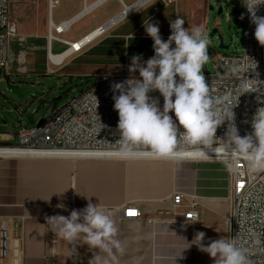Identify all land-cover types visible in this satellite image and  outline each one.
<instances>
[{"label":"crops","instance_id":"obj_1","mask_svg":"<svg viewBox=\"0 0 264 264\" xmlns=\"http://www.w3.org/2000/svg\"><path fill=\"white\" fill-rule=\"evenodd\" d=\"M99 1L11 0L10 16L20 35L31 43H39L49 32L51 55H54L53 48L62 51L67 46L54 45L53 41L61 40L51 38L50 33L57 37L53 33L55 31L69 40L66 43L69 48L55 54L59 56L69 52L60 63H54L49 57L54 65L64 64V71L73 60L67 59L75 53H91L97 44L107 47L113 38L121 37L122 33L135 40L137 37L133 34L145 31L142 26L128 28L129 24L122 25L121 22L152 0L134 8L127 17L111 27L106 32L113 29L111 36L100 39L104 33L76 51L73 45L98 29L108 19V14L111 15L119 7L117 0H104L96 5ZM138 1L120 0L123 9L117 15L125 6H132ZM105 4L107 8L98 11ZM67 22L71 24L66 29L56 32L55 28ZM81 56L84 55L75 58ZM124 56L128 57L127 54ZM17 60L23 68L21 70L27 73L29 63L24 51ZM125 65L127 68L130 64L122 63L120 66L123 68ZM228 191L226 164L209 158L180 161L47 155L0 158V221L8 222L13 238L12 259L8 264H51L52 232L45 217L57 214L69 216L72 209H83L89 200L100 204L116 221L118 238L125 246V254L118 255L114 264H206L208 254L199 251L196 246L184 250L183 259L179 256L197 231L206 233L205 244L213 237L227 238ZM176 192L198 197L200 222L193 225L176 220L174 211L181 216L187 211V207L174 209L172 196ZM58 204H64L67 211L58 208ZM128 210H137L140 215L128 216ZM56 247L57 264H88L93 255L87 245L77 248L78 255L69 252L64 241L58 240Z\"/></svg>","mask_w":264,"mask_h":264},{"label":"clouds","instance_id":"obj_2","mask_svg":"<svg viewBox=\"0 0 264 264\" xmlns=\"http://www.w3.org/2000/svg\"><path fill=\"white\" fill-rule=\"evenodd\" d=\"M241 5L255 26L254 38L264 47V16L257 15L264 0H241ZM240 19H244L243 14ZM184 25L185 19L177 14L175 20H170L171 34L164 40L157 23L144 21L154 55L146 61L141 55H133L128 67L130 77L111 85L114 110L119 117L116 150L128 156L140 153L159 160L178 158L187 149L203 150L216 144L234 158L226 165L230 172L239 170L241 157L250 170L264 172V106L252 116V131L240 136L234 106H223V101L211 94L203 71L211 44L207 31L199 26L189 30ZM152 92L163 97L162 108L159 98L150 95ZM226 121L225 138L220 139L216 132ZM218 139L224 143L217 144ZM57 207L67 211L64 204ZM187 218L193 224L200 222L195 213ZM45 219L55 235L53 251L58 240L66 242L69 252L75 255L79 246L87 245L93 253L88 264H114L118 255L125 254L116 221L100 204L89 200L86 207L72 209L69 216L57 214ZM205 236V232L197 231L190 243L184 239L188 247L182 249L179 257L183 259L182 252L196 246L209 255L213 264H250L246 250L235 238L209 239L205 244Z\"/></svg>","mask_w":264,"mask_h":264},{"label":"built area","instance_id":"obj_3","mask_svg":"<svg viewBox=\"0 0 264 264\" xmlns=\"http://www.w3.org/2000/svg\"><path fill=\"white\" fill-rule=\"evenodd\" d=\"M10 12L11 0H0V75L8 73L9 44L16 28V24L11 21ZM243 15L241 52L218 55L213 72L209 71L206 76L211 94L222 100L223 106L229 104L234 106L235 125L242 137L252 131V116L258 107L264 106L258 102V100L264 101V47L254 38L255 26L250 22L245 7H243ZM257 15L264 16V5L260 6ZM61 42L67 43L62 40ZM49 47L48 58L52 54L51 43ZM129 77L130 74L100 76L95 85L81 91L77 97L72 98L62 107L52 108L50 117L45 119L42 126L25 128L22 123L16 133V145L0 143L1 150L10 152L0 155V158L18 157L24 152H49L65 155L84 153L90 154L87 156L90 158L129 159L120 158L124 157L125 153L118 152L117 146L114 145L120 138L117 131L119 117L114 110L111 90L113 82H121ZM150 95L159 98L162 108L163 97L159 92H152ZM171 115L175 119L174 114ZM17 117L22 120L23 113L17 112ZM227 127L226 121L218 127L216 137L224 139ZM6 138L9 140L10 136L6 134ZM223 143V140H217V144ZM216 146L213 144L203 150L187 149L184 152L210 151L207 158L221 161L226 165L234 159L224 148ZM238 169L236 172L227 169L229 183L227 238H235L237 244L246 250L250 264H264V172L250 170L242 157L238 160ZM172 204L175 210L187 207V211L182 216L174 211L173 216L176 220L189 222L187 217L191 213H195L200 220L198 197L176 192L172 196ZM129 211H127L128 216H130ZM132 212L135 216L140 215L137 210ZM12 239L8 222L1 220L0 264H8L12 259ZM54 239L55 235L52 233V241ZM52 246L53 244L50 249V263L57 264V247L55 246L53 251Z\"/></svg>","mask_w":264,"mask_h":264},{"label":"rangeland","instance_id":"obj_4","mask_svg":"<svg viewBox=\"0 0 264 264\" xmlns=\"http://www.w3.org/2000/svg\"><path fill=\"white\" fill-rule=\"evenodd\" d=\"M117 2L119 5L117 10L112 12L113 14L111 13V15L108 14V19L101 25L113 19L123 9L120 0H117ZM105 5L99 8L100 10L98 11L107 8V4ZM211 7L214 10H211ZM220 10L221 12L219 13ZM177 14L185 19L184 27L189 28V30L199 26L207 31L211 44L208 48L209 61L206 67L210 72L214 70V62L218 55H232L241 52L244 30V19H240L241 14H243L241 0H152L142 9L122 21L121 24H129L128 28L131 26H142L144 28V21L150 19V22L159 25L161 37L168 38L171 34L170 20H175ZM229 14L232 17L231 20L229 19ZM11 21L14 23L12 19ZM213 29L218 30V35L212 34ZM112 30L100 39L108 35L111 36ZM123 32H126V30ZM53 33L60 40L69 41L62 34L58 35L55 31ZM133 35L137 37L135 40H132L130 37L128 38L126 34L122 33L120 34L121 37L113 38V42L107 45V47L97 44L95 46L96 49L91 53L81 51L71 55L67 60L73 59L72 63L63 71L64 64L56 66L48 58L49 32L46 38L34 44L20 35L16 25L15 33L12 35L9 44L10 65L7 70L8 73L0 75V112L4 109L10 111V103L15 102L18 111L23 112V119L14 120L7 116L2 117L3 123H0V143L7 142L16 145V133L20 130L22 123L26 125V115L33 113L39 105L38 101L33 102L29 98L19 99L14 96L8 90L7 82L29 91L43 92L44 103L36 113L35 121L39 122L41 119H48L52 108L62 107L72 98L77 97L81 91L95 85L100 76L130 74L128 66L126 68L125 65L122 68L120 65L122 63L129 65L133 55H141L142 61H146L152 57L150 55H154L153 42H150L152 39L147 35L146 31L141 30ZM219 36L223 38L225 45H230L228 50L219 48ZM57 43L67 47L62 51H56L53 48L54 54H61L69 48V45L64 42L53 41L54 45ZM119 43H123L124 45L121 46ZM23 51L29 63L27 73L21 70L23 68H21L17 60ZM125 54L128 55L127 58L124 56ZM80 55L84 56L75 58ZM45 73H51L50 76L52 77H43L42 75ZM135 75L138 76L139 74L136 73ZM53 76L59 80L58 85L52 90L45 89L43 84L51 80ZM57 98L59 100L54 101ZM6 134L10 136L9 140H7ZM215 239H218V237L212 238V240ZM206 264H213L209 255Z\"/></svg>","mask_w":264,"mask_h":264},{"label":"bare ground","instance_id":"obj_5","mask_svg":"<svg viewBox=\"0 0 264 264\" xmlns=\"http://www.w3.org/2000/svg\"><path fill=\"white\" fill-rule=\"evenodd\" d=\"M147 1L148 0H140V1H138L137 3H135L132 6H129V7L125 6L124 7V10L119 15H117L116 17H114L113 19H111L110 21H108L107 23H105L104 25H102L101 27H99L98 29H96L95 31H93L92 33H90L81 42L76 43L75 45H73L74 49L76 51H79L83 45H85L87 43H90L93 40L97 39L98 37L102 36L111 27H113L118 22L122 21L125 17H127L132 10H135L134 8L139 7L141 4H143V3L147 2ZM70 24H71V22L63 23L60 27L55 28V30H56V32L61 33ZM50 37L51 38H54L56 40H60L57 37H53L51 33H50ZM74 49H72V50H74ZM68 54H69V52L68 53H65L63 55H59V56H57V55L54 54V55H51L49 57H51V59L53 60L54 63H60L61 60L64 59V57H66ZM9 153L10 152H8V151H4V150H1L0 149V155L9 154ZM68 154H70V155H65V154H61V153H49V152H24V153L19 154L18 157H26V156H31V155H47L49 157L74 156V157H86V158H90V157H87V156H90V154H84V153H68ZM209 154H210V151H190V152H183L178 158H174V159H159V160H166V161L197 160V159L207 158V156ZM98 156H101V155H98ZM123 156L124 157H120V158H129V159H132V158H134V159H153V158H151V157H149L147 155L140 154V153L136 154L135 156H128L126 154H124ZM107 159H109V158H107Z\"/></svg>","mask_w":264,"mask_h":264},{"label":"water","instance_id":"obj_6","mask_svg":"<svg viewBox=\"0 0 264 264\" xmlns=\"http://www.w3.org/2000/svg\"><path fill=\"white\" fill-rule=\"evenodd\" d=\"M103 1L104 0L99 1L96 5L101 4ZM91 8H93V7H91ZM210 9L214 10L213 7H211ZM87 11H88V9H86L85 12H87ZM220 12H221V10L219 11V13ZM76 20L74 19L73 21H76ZM212 34L218 35V30L213 29ZM219 39H220L219 48L224 49V50H228L230 48V45H225L224 40L221 36H219ZM203 71H204L205 76H207L209 74V70L207 69L206 65H205V68L203 69ZM43 77L49 78L50 76L44 75ZM58 82H59L58 79L52 78L51 80L45 82L43 84V86L47 90H52L53 88H55L58 85ZM7 88L14 96H16L19 99L29 98V100H31L33 102L38 101L39 105L35 109V111L31 114L26 115L27 122H26L25 128H29V127L34 126V125L42 126L45 123V119H41L39 122H36L35 121V115L40 110L41 105L44 103V98H43L44 93L39 92V91L33 92V91L26 90V89H22L20 87L13 86L9 82H7ZM56 100H59V98L54 99V101H56ZM10 107H11L10 111L4 109L3 111L0 112V123H3V118H2L3 116H7V117H10L14 120H18L17 112H19V111H18L16 103L11 102ZM21 113H23V112H21Z\"/></svg>","mask_w":264,"mask_h":264},{"label":"snow or ice","instance_id":"obj_7","mask_svg":"<svg viewBox=\"0 0 264 264\" xmlns=\"http://www.w3.org/2000/svg\"><path fill=\"white\" fill-rule=\"evenodd\" d=\"M128 214H129V215H133L134 213L130 210Z\"/></svg>","mask_w":264,"mask_h":264}]
</instances>
